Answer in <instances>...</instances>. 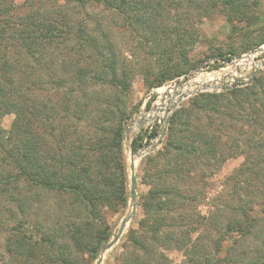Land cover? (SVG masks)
I'll list each match as a JSON object with an SVG mask.
<instances>
[{
  "label": "trees",
  "instance_id": "16d2710c",
  "mask_svg": "<svg viewBox=\"0 0 264 264\" xmlns=\"http://www.w3.org/2000/svg\"><path fill=\"white\" fill-rule=\"evenodd\" d=\"M35 1L25 0L17 6L14 0H0V162L16 169L15 175L7 177L8 182L21 179L30 190L70 195L77 205L72 211L55 208V229L46 225L50 216L44 217V223L36 220L33 205L37 195L27 196V217L32 221L26 218L12 227L4 264H93L110 237L109 227L98 225L103 221L102 209L117 211L128 200L121 150L122 120L127 114L124 104L97 94L91 96L89 89L108 86L116 92L115 100L120 97L122 102L129 97L137 71L126 57L119 60L115 52L104 54L98 40L69 16L67 4L38 12L31 8ZM77 1L100 4L116 12L148 59L154 57L153 63L143 64V81L149 88L198 67L188 53L197 40L196 23L209 19L212 13H220L234 32L248 33L243 36L240 52L264 42V34L257 38L249 35L264 29L261 0ZM46 52L47 56L55 54L57 60L46 64ZM26 58L35 61L34 66L26 65ZM44 70L45 83L40 79ZM67 82L75 89L66 90ZM190 102L170 116L161 148L145 156L150 184L138 203L142 213L138 227L126 236L131 248L122 260L125 264H170L162 252L152 256L153 260L142 261L147 254L156 253L159 248L155 244L160 234H167L164 229L168 227L179 238L176 245L186 257L183 264H209L208 251L227 255L233 244L222 246L223 237L234 233L240 240L255 234L262 237L257 251L264 252V203H258V211L252 206L253 193L264 202V69L249 88L200 93ZM224 106L231 109L228 116L232 122L239 123L236 134L240 138L229 144L222 140L224 134L213 135L212 127L190 124L193 109L219 113ZM9 113L14 117L5 131L1 119ZM109 123L117 124V129ZM140 138L138 135L132 140L133 151H137ZM236 154L243 155L244 161L235 176H230L235 192V206L230 207L233 215L225 228L219 229L221 239L209 244L207 251L199 239L201 221L207 217L185 204L197 193L189 198L184 191L190 189L184 184L193 179L188 174L192 165L211 167L210 160L218 161V155ZM26 222L32 223L34 232L23 230ZM62 238L67 240L62 246L64 254L57 243ZM213 264L229 261L218 256ZM237 264H264V255L256 253Z\"/></svg>",
  "mask_w": 264,
  "mask_h": 264
},
{
  "label": "rangeland",
  "instance_id": "374dc122",
  "mask_svg": "<svg viewBox=\"0 0 264 264\" xmlns=\"http://www.w3.org/2000/svg\"><path fill=\"white\" fill-rule=\"evenodd\" d=\"M24 1L25 0H14V3L17 6H21L23 5ZM261 3L264 14V0H261ZM66 4L68 5L66 7V11L68 12L69 16H72L71 18L77 19L78 23H80L79 25L84 27L90 35H93L98 40L99 46L104 54H111L112 52H115L119 60H123V58L126 57L129 63L134 66L137 71L132 79L129 97L123 98L122 102L120 97L115 100L114 96H116V92L108 86L107 88L106 86L94 85L89 89L91 96H95V94H97V96H99L101 99H105L108 101L111 100L112 103L117 102L120 106L124 104L126 106L125 112L127 114L122 120L124 135H122L121 139V150L125 164L128 200L126 205L122 208H118L117 211L110 210L108 207L102 209L103 221L102 223L99 222V224L98 222L96 223L99 226L104 227V225L106 224L109 227L110 237L108 242L104 245L106 246L115 237L120 221L130 210L129 166L131 160V144H129V142L125 138V127L130 117L146 104L145 100L151 89L158 87L155 86L149 88L144 84L143 81V71L145 70L143 64L153 63L154 57H149V60L147 57V53L141 48L142 46L137 45V43L129 36L127 30H125L119 15L116 14V12H114L113 10L108 9L100 4L92 2L81 4V2L77 0H36L35 4L31 8L38 12H41V10L44 9V12H46L45 10H50V8L56 10L60 5ZM196 29L197 40L189 50L188 56L191 58L194 66L198 64V67H200L206 60L217 57L216 54H221L219 56L225 57L228 55H232L233 53L240 52L242 50V42L243 40H245L243 36L244 34H248L247 32H234L227 24L225 18L217 12L212 13L209 19L205 18L202 22L196 23ZM261 34H264V29L249 33V35L252 36L251 38H257ZM46 54L47 52L43 55L46 64L48 63V61L55 62L57 60L55 54H49L48 56ZM26 59V65L34 66L35 61H32L28 58ZM44 66L45 65L43 64L42 68H44ZM55 66L57 65L55 64ZM40 75L41 81L45 83L47 78L46 71L44 70ZM166 82L162 83L161 85L165 84ZM251 86H253V80L251 83L242 86L241 88L245 89ZM65 89L74 90L75 87L70 82H67ZM178 89L180 91L185 90V88L182 86H180ZM186 89L190 90V88L188 89V87H186ZM194 89L195 87H193L191 90ZM72 95H74V92H72ZM189 102L190 99L183 102L182 105H190L191 102ZM192 111L193 112L190 115L191 125H195L196 122H198V124L201 126L212 127L213 131L210 130V132L215 136L219 135V133L222 135L224 134L222 140H224V142L227 144H229L231 140L236 137L240 138L239 136H237L238 134H236L239 123L235 124V122H232L231 118H229L228 116L231 113V109L226 108V106L221 107L219 109V113H206L204 111L199 112V110L196 109H193ZM246 112L247 111L245 109L244 113ZM13 117L14 115L12 113L5 114L2 117L1 126L5 131L9 130ZM241 117H244V115L241 114ZM208 122H211V124H209ZM109 125L112 128L117 129V124L109 123ZM210 127L208 129H210ZM245 129L246 128L243 127L244 131ZM159 148H161V145ZM221 157L218 155L217 158H219V160L216 162L215 160H210V163L213 162L211 163V167H208L206 164H203L202 167H194L192 165L191 170L188 174L193 177V179L185 181L184 184L185 188L188 187L190 189L184 191L187 193V195H189V198H191L190 195H194L197 193L195 199L193 198L185 204L189 208H192L193 212L207 217L206 220L201 221L203 223L199 227V239L201 240L200 244L202 246H205V249H207V251L209 244L214 243L215 245V241L221 239V235L218 233L219 229L223 230L225 228L226 222L233 215L232 209L230 207L235 206L232 205L233 195L235 192L233 190L232 179H230V176H235L234 172L242 165L244 161L243 155L240 154L232 156L224 155ZM146 158L138 157L134 159L136 178L135 215L127 223L119 240L112 247L104 251L103 259L100 264H125V262H122V260L129 256L131 245L128 242L126 236L128 235L129 230L138 227L137 222L142 218V213L140 208L138 207V203L140 201V197L146 193L150 184L148 174H145L146 169H148L149 166V163L146 162ZM0 173L2 174V176L0 177L2 178L0 179V188L2 189L0 190V264H4L6 263L7 256L6 240L13 234L12 227L20 221L24 222L26 218L32 221L31 217H27V196H31L32 194L37 195L35 199L36 203L35 205H33L36 220H39L40 222L42 221L44 223V217L50 216V219L46 222V225L55 229H57L56 220L58 213L55 208L60 206L68 211H72L77 203L70 195L60 194L57 192H48L41 188L30 190L25 182L21 179L17 181L16 179H11L10 182H8L7 177L16 174V169L11 167V165H6L0 162ZM253 194L255 195L253 196L255 201L252 205L253 210L258 211L260 210L258 203L260 204L264 202L262 199L259 200V197L261 196H257L256 193ZM82 210L85 212L84 209ZM23 230L27 231L28 233L34 232L32 223L26 222L23 226ZM164 232H166L167 234H165L164 236L160 234V241L155 244L159 249L156 250L155 254H147L145 260L142 259L143 263L147 262V259L149 258L150 260H153L152 256L157 255V252H162L166 256V259H168L170 264H183V262L186 260L184 252L182 251V249H178V246L176 245V241L179 240L178 237H175L177 236L175 234L176 231L168 227L167 229H164ZM171 232H173L174 235H171ZM195 234L194 237L196 236ZM62 235L63 234H60V237ZM262 236L264 237V234ZM164 237H168V239H165ZM171 237H174V239L176 240L170 241L169 238ZM255 237H258V235L255 234ZM255 237H248L244 240H240L239 235L235 233L232 234L231 237H223L224 240L222 246L232 243V250L227 253V255L224 251H208V260L210 262L209 264H213L214 260L218 256H220L221 258L226 257L229 261V264H237L239 260H242L243 258L248 256L252 257L256 253L260 256H263L264 252L261 254L257 251V248L262 244L260 242L262 237ZM57 241V243L59 244V250L61 249L62 253L64 254L62 246L65 247V245L67 244V240L62 238L57 239ZM104 246L101 248L99 255ZM98 256L93 260V264L96 262ZM35 264H38V261H36Z\"/></svg>",
  "mask_w": 264,
  "mask_h": 264
},
{
  "label": "built area",
  "instance_id": "2783aa9c",
  "mask_svg": "<svg viewBox=\"0 0 264 264\" xmlns=\"http://www.w3.org/2000/svg\"><path fill=\"white\" fill-rule=\"evenodd\" d=\"M263 69L264 42L239 54L210 58L200 67L152 88L146 104L126 124L130 144L141 135L139 147L134 152L145 157L160 147L170 116L183 102L200 93H218L248 85ZM189 83L194 90L178 89Z\"/></svg>",
  "mask_w": 264,
  "mask_h": 264
},
{
  "label": "water",
  "instance_id": "95a60500",
  "mask_svg": "<svg viewBox=\"0 0 264 264\" xmlns=\"http://www.w3.org/2000/svg\"><path fill=\"white\" fill-rule=\"evenodd\" d=\"M125 138L126 140L129 142V135H128V129L125 127ZM130 155H131V160H130V190H129V197H130V210L128 211V213L122 218V220L120 221L119 227H118V231L115 235V237L111 240V242L109 244H107L106 246H104V248L102 249L100 255L98 256L96 262L94 264H100L102 259H103V253L104 251H106L107 249H109L110 247H112L120 238V236L122 235L124 228L126 227L127 223L133 218V216L135 215V211H136V178H135V164H134V157L138 158L140 157V154L136 153L133 151L132 146H130Z\"/></svg>",
  "mask_w": 264,
  "mask_h": 264
},
{
  "label": "bare ground",
  "instance_id": "6f19581e",
  "mask_svg": "<svg viewBox=\"0 0 264 264\" xmlns=\"http://www.w3.org/2000/svg\"><path fill=\"white\" fill-rule=\"evenodd\" d=\"M182 87H184L185 90L187 91L186 87H188V89L190 88V90H191L194 86H192V83H189V84L184 85V86H182ZM190 90H188V91H190ZM162 108H164V106H162ZM134 159H135V157H134ZM134 162H135V161H134Z\"/></svg>",
  "mask_w": 264,
  "mask_h": 264
}]
</instances>
